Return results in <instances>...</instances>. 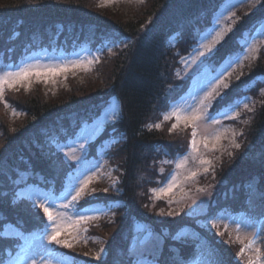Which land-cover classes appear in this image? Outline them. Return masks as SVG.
<instances>
[{"label": "trees", "instance_id": "1", "mask_svg": "<svg viewBox=\"0 0 264 264\" xmlns=\"http://www.w3.org/2000/svg\"><path fill=\"white\" fill-rule=\"evenodd\" d=\"M94 1L0 0V64L16 61L27 42L66 50L76 45H104V55L109 48L119 49L108 66L95 69L97 84L75 92L77 96L62 90L65 98L60 100L37 91L19 101L7 97L23 118L15 129L10 115L0 120V152L7 148L0 154V227L7 223L35 231L43 228V210H32L23 201L13 203L14 195L29 184L59 190L74 165L56 151L50 137L74 134L82 121L97 115L107 100L116 96L122 104V115L105 132L121 134L105 159L107 164L114 163L116 180L111 188H105L107 193L97 189L77 202L78 209L93 203L116 204L111 213L98 217L99 222L87 223L89 242L104 236L105 252L96 258L90 252H79L73 243L68 248L50 244L52 250L77 262L132 264L130 241L124 242L123 237L130 236L134 223H142L164 238L158 254L161 264H181L195 256L194 242L172 238L186 227L198 228L199 239L206 243L202 253L210 261L248 264L238 255L241 244L224 242L201 223L197 227L187 213L160 217L158 206L165 201L155 200L152 192L173 172L170 164H165L169 170L164 167L162 158L188 149L181 138L168 140L181 136L182 131L173 129V123L164 122L162 116L185 84L176 72L178 61L188 55L199 33L211 26L226 0H146L145 6L130 12L99 8ZM237 15L236 31L220 43L209 60L215 66L239 51L243 34L264 21V0L255 10L239 8ZM16 32L19 36L14 38ZM254 78H264V57L247 63L241 74L218 93L211 110L222 108L221 96L228 100L240 98L243 87ZM254 96L256 100L248 113L233 122L241 126L242 147L211 174L213 183L207 186L213 204L211 212L242 210L252 218L264 215V95ZM1 104L4 106L2 101ZM2 187L8 189L2 191ZM9 244L13 242L0 239V262L7 258V250H14Z\"/></svg>", "mask_w": 264, "mask_h": 264}, {"label": "rangeland", "instance_id": "2", "mask_svg": "<svg viewBox=\"0 0 264 264\" xmlns=\"http://www.w3.org/2000/svg\"><path fill=\"white\" fill-rule=\"evenodd\" d=\"M145 1L146 0H95L94 2L100 6L99 8L107 7L110 9H121L124 12H130L133 9H139L142 6H145ZM260 2L261 0H228L226 4H223L218 8L212 26L206 31L225 30L229 28L231 31H225L223 39L217 43L210 52L199 48L198 40L206 33V31L199 33L197 41L190 49L188 55L180 58L178 68H176L179 79L183 82H187V80L192 77L193 81L186 85V89L182 96L172 103L169 109L176 108L181 112H186L190 108H201L200 102L206 95L205 89L211 91L213 87H216L215 84H212L211 87H209L211 81L219 77L223 80V84L229 85L232 78L241 74L247 63L250 64L254 59L264 57V22H262L258 25L259 27L257 29L251 30L250 32L247 31L244 34L240 41L242 45L241 50L235 55L228 56L227 60L220 68L215 66L212 62H209L220 43L223 42L227 36L236 31L238 18L237 10L239 8H245L247 11L255 10ZM242 11H244V9ZM233 12L235 15H232ZM228 17H231V19ZM17 37L18 36H16V38ZM104 49H106L104 46L93 48L88 45L79 47L71 52H66L65 50L59 51V49H55L54 47L51 49H49V47H34L29 49V46H26L24 49H21L22 51L19 56L21 57V55L24 54L23 57L20 58V60L23 59L24 61L18 66H16L18 62L15 63L12 60H8L6 63H1L0 74L12 70L13 66L21 67L25 64H39L41 69L46 66H58L64 64L69 65V67L66 71L58 70L54 73L41 70L39 76L32 74L28 76L27 79L20 80L12 88L5 87L3 99L0 100V120L3 119V116L10 115L11 120L14 121V124L11 125V127H14L13 129H15L18 120L23 118L22 115L19 114V111L15 110L10 105L12 102L8 100L7 97L11 98L13 101H19L20 98L22 100L26 95H31L32 91H37L47 94L48 97L51 96L50 98L60 100L65 98V96L62 95L64 94V91L62 90H69L71 94L76 96L77 94L75 92L87 90L90 85L95 83V69L108 66L119 52L117 47H113L112 49L109 48V53L104 55ZM194 49L204 51V55H197ZM102 56L104 57L102 58ZM1 61H4V57ZM73 65L80 66L76 67ZM223 84H220L216 89L213 98L210 101L205 102L210 105L205 113L206 118L196 122L197 127L195 130L197 132L196 139L197 147L199 149L198 152L193 153L190 149V141L192 140L193 131L190 122L186 124L182 120L178 123L174 116L168 120H164V122L177 124V130L182 131L181 136L171 137L168 140H177L181 138L180 142H184V146H186L185 149H188L181 153L173 154V156L171 154V157L164 156L162 158L164 165L170 164L173 172L166 175L156 189L158 190L161 186L166 185V182L169 181V177L172 175H176L177 186L173 188L170 193L162 195L159 198L153 194V198L155 200L159 199L165 201L161 202L158 206L160 217L167 216L169 212H171L172 215L187 213L192 217L191 223L196 224L197 227L200 223L204 225V221L214 218L217 222V226L205 227L215 233L223 232L224 235L219 236L224 242L239 243L243 248H246L243 255V259L246 263L250 264V262H253V264H264V236L258 235L261 231L262 224L257 223L262 216L257 217L256 220L248 217L245 213L240 211L230 213L223 210L216 216H209L211 213L210 208L213 205L210 199V188L207 187L210 182L213 183L211 174H214L216 167L220 166V164L226 159L232 157L234 151L241 148L244 142L242 139L243 135H241L240 124L235 125L233 122H239L242 114L244 113L246 115L248 110L252 108V105L256 100L254 96L256 93L264 95V78H254L250 84L243 87L242 92L244 95L238 99L240 104L237 109L239 116L236 117L233 113L234 118H228L223 114L218 115L220 110L217 112H212L211 110L212 101L218 97V93L225 89ZM12 90V94L7 96V93ZM245 98H247V101ZM1 101L4 103V106L1 104ZM115 102L116 101L113 100L108 103L97 119L84 122L77 133L73 135L53 134L50 137V140L54 138L55 142L59 144V147L62 148L64 152L69 153L70 157L75 156V160H72L71 158L65 160L64 155L59 152L66 162H70L74 165L73 169L69 172L73 177H93L92 182L86 189L85 195L87 193H92L93 190L95 192L97 189H105L106 187L111 188L110 186H112L116 180V167L114 163L110 162L107 164L105 159L107 151L117 143V135L112 136L111 132L103 134L104 130L109 126L108 124L114 123L119 119V112L117 111L118 107ZM6 103L8 105L7 107L5 106ZM169 109L167 111H169ZM13 113H15V115ZM163 114L164 112H162V116ZM207 117H211L212 119L209 120ZM217 120L219 122H216ZM100 136L101 138L106 139L105 142L101 143L100 140H98ZM110 136L112 137L109 138ZM216 137H219V140H217ZM204 138L208 139L207 148L203 145ZM240 139H242V141ZM81 141H83V147L80 145ZM93 142L94 144H91ZM236 144H239L240 147H235ZM73 146H75V148H73ZM96 148V153L92 155L93 150ZM6 149L7 148L2 150L0 154H3ZM9 152L10 150H8L6 154L9 155ZM186 154L187 160L185 166L183 168H177L176 164L183 162L180 158L184 157ZM200 160H209L211 161V164H201ZM164 167L169 170L167 165ZM205 168H208L206 173L204 171ZM192 172H196L197 175L192 177ZM65 180L62 190L60 189L61 191L54 190L57 197L61 200L64 199L61 194L68 183L67 179ZM76 182L77 181L73 180V183ZM7 189V187H2L1 190L5 191ZM200 189H204L205 191L202 192ZM21 190L49 191L32 184L25 185L20 188L18 192ZM77 206L76 202L67 209H60V211L65 213L67 230L60 234L59 239L67 240L70 243L75 244L79 247L78 251L81 253L90 252V254L96 256V258L98 256L100 257L105 252V247H107L105 243H102V238L104 236L96 237L92 242H89L90 237L88 236L87 231H85V229H87V224H80L77 226L72 224L71 221L78 218L76 215L78 212L81 214L88 213L99 217L102 213L107 211V206L96 205L84 210H78ZM53 211L55 212L56 210L53 209ZM161 213H163V215H161ZM95 221L99 222L100 219ZM16 229V227H7V232L9 233L7 237H16ZM145 229L149 228L146 225L139 223L135 225V230L134 232L132 230L129 237H123L124 242H129V238L133 236L132 241H130L132 244L129 253L133 257L134 254L138 255L139 251L143 249ZM181 230L184 231V235L179 240L196 243L197 261L194 264H208L210 260L207 258L206 254H202L201 252L206 243L199 239L201 236L198 228L192 229L186 227ZM44 235L45 234L42 231L39 232V230L29 236L23 234V238L21 239L22 246L27 244V251L20 259L19 264H28L30 259H35L36 264H89L80 261L77 262L65 253H57L53 251L47 239L43 238ZM97 236H99V234H97ZM254 237L258 242L249 247ZM161 238L163 239L164 244V238ZM0 239H4V236H0ZM18 246L19 245H17V249ZM257 249H259L258 252ZM18 253L20 252L15 249L12 254L13 256L10 260H7L5 264H8L9 261L16 260Z\"/></svg>", "mask_w": 264, "mask_h": 264}, {"label": "snow or ice", "instance_id": "3", "mask_svg": "<svg viewBox=\"0 0 264 264\" xmlns=\"http://www.w3.org/2000/svg\"><path fill=\"white\" fill-rule=\"evenodd\" d=\"M232 15H235L233 12ZM231 19V17H228ZM225 31H231V29H225V30H208L204 35H202L199 40V48H202L206 51H212V48L219 43L225 34ZM113 46H115L113 44ZM197 55L203 56L204 51H199L198 49H194ZM76 67H79L80 65H73ZM69 65H58V66H46L43 69H41V66L39 64H25L21 67H15L13 66L12 70L5 71L4 73L0 74V100L3 99L5 87L12 88L16 83H18L20 80L27 79L28 76L35 74L37 76L40 75L41 70L45 72H56V71H66L68 69ZM212 84H215L216 87H213L211 91H208L205 89L206 95L204 96V99L200 102L201 108L192 109L190 108L186 112H181L180 110L176 108H170L169 111L165 112L163 114V119L168 120L171 117H175L176 121L179 123L180 121H184L186 124L191 123L193 127L192 131V140L190 141V149L193 153L198 152L199 149L197 147V132L196 127L197 121H200L202 119H205V113L210 106L209 104L205 103L206 101H210L213 98V94L216 93V89L220 86V84H223V80H221L219 77L215 78L213 81L210 82L209 87H211ZM225 88L228 87L227 84H223ZM247 101V98H245ZM221 101L223 102L222 108L220 109V112L218 115L223 114L224 116H227L228 118H234L233 113L236 117L239 116V112L237 109L239 108V100L238 99H232L228 100L227 97L221 96ZM7 107V103L5 104ZM15 115V113H13ZM207 119L211 120V117H207ZM216 122H219L218 120ZM155 127L159 128L160 125L157 124ZM177 127V124H173L172 128L175 129ZM217 140H219V137H216ZM50 143H52L57 152H60L64 155L65 160L71 158L72 160H75V156H71L67 152H64L62 148L59 147V144L55 142L54 138L50 140ZM81 147H83V141L80 142ZM203 145L205 148L208 147V139L204 138ZM235 147L239 148L240 145L236 144ZM75 148V146H73ZM183 162L177 163V168H183L185 166L186 160H187V154L184 157L180 158ZM201 164L210 165L211 161L209 160H200ZM205 173L208 171V168L204 169ZM197 175L196 172H192L191 176L195 177ZM66 179L68 181L63 193L64 199L61 200L57 195L55 194L54 190L49 191H24L21 190L17 192L14 195L13 203H17L20 201H23L27 203L30 209L39 211V209L43 210V217H46V222L43 224L42 232L45 234L43 238L47 239L48 243L55 244L63 247H71V243L67 240H61L59 239L60 234L63 231L67 230L66 226V217L65 213L63 211H60V209H67L71 207L74 203L78 202L86 192V189L88 188V185L92 182L93 177L87 176V178L81 177H73L71 173L67 174ZM73 180L77 181L76 183H73ZM177 186L176 181V175H172L169 177V181L166 182V185L161 186L158 190L153 189L152 192L155 196L158 198L162 195H166L170 193L173 188ZM105 193H107V189L104 190ZM200 191H205L204 189H200ZM94 192V190H93ZM53 209L56 211L54 212ZM78 218L74 221H71L74 225H80V224H87L88 222L92 220L98 219V216L91 215L88 213H77L76 214ZM163 215V213H161ZM169 216L172 215L171 212L168 213ZM43 217H41L43 219ZM205 226L210 227H216L217 222L214 218H210L209 220H206L203 222ZM235 223V222H234ZM257 223L262 224L261 231L258 233L260 236H264V216L260 218V220L257 221ZM255 226V225H253ZM7 225H4L3 229H0V236H4L5 238L9 235L7 232ZM87 231V229H85ZM145 239H144V245L143 249L139 251L138 255L134 254V259L132 261V264H160V258L158 253L162 251V245H163V239L159 236H157L154 232H152L150 229H145ZM217 235L223 236V232L216 233ZM15 235L18 239L23 238V230L17 228L15 231ZM184 235V231L181 230L177 232L175 236L172 238L174 240H179ZM258 241L254 237L253 241L249 245L251 247L252 245L256 244ZM27 251V244H24L21 248L20 253L17 254L16 260L9 261L8 264H19L20 259L23 257L24 253ZM103 251V250H102ZM246 251V248H241L238 255L243 256L244 252ZM259 249H257V252ZM99 258V256L97 257ZM196 259L195 256L189 258V261L186 262V264H190L191 261H194ZM28 264H36L35 259H30L28 261ZM208 264H220L219 261H210ZM250 264H253V262H250Z\"/></svg>", "mask_w": 264, "mask_h": 264}]
</instances>
